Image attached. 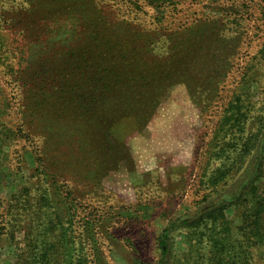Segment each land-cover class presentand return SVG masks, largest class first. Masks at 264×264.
I'll return each mask as SVG.
<instances>
[{
	"label": "rangeland",
	"instance_id": "374dc122",
	"mask_svg": "<svg viewBox=\"0 0 264 264\" xmlns=\"http://www.w3.org/2000/svg\"><path fill=\"white\" fill-rule=\"evenodd\" d=\"M263 198L264 0H0V264H264Z\"/></svg>",
	"mask_w": 264,
	"mask_h": 264
},
{
	"label": "trees",
	"instance_id": "16d2710c",
	"mask_svg": "<svg viewBox=\"0 0 264 264\" xmlns=\"http://www.w3.org/2000/svg\"><path fill=\"white\" fill-rule=\"evenodd\" d=\"M77 20L78 19H74V21H73V24H76V22H77ZM100 33V36H101V38H100V40L99 39H97L98 40V42H97V46H100V45H103V46H106L108 49H111V48H109V46L113 43V41L111 40V36H110V34H106V32L102 29V27L99 25L98 27H96V32L95 33ZM95 33L93 34V35H95ZM97 35V34H96ZM58 36H60V37H64V35H61V33H58L57 34V37ZM72 38V37H71ZM95 38V40H96V37H94ZM70 38H64V40L67 42L68 40H69ZM95 42V41H94ZM84 43H86V41L84 42ZM113 45V44H112ZM118 44H114L113 46H117ZM112 51H114L115 49H114V47H112V49H111ZM25 109H28L27 107L25 108ZM23 137H26V135H23ZM247 151V150H246ZM252 190L253 191H256V188H253L252 187ZM245 196V195H244ZM253 198H256V197H253ZM52 199V198H51ZM51 199H49V200H51ZM254 200V199H253ZM243 201H246V203H249L250 201H251V199L249 198V196H247L245 199H243L242 197H237V199L235 200V202H237V203H242ZM258 204H259V206H258V215L261 213V212H263L264 211V198L263 199H261V200H259L258 202H257ZM235 205H237L236 203H234ZM238 206V205H237ZM239 207V206H238ZM227 208H229V207H224V206H219V207H216V208H213V209H210L207 213H206V216H211V215H214V214H216V213H220V217L222 218V219H224L225 218V214H224V211H226L227 210ZM246 214V213H245ZM246 217H247V215H245ZM59 218H60V216H59ZM261 217H258V219H257V223L255 224V227H261L260 226V223L262 222L261 220ZM263 223V222H262ZM243 224H245L244 223V221H243ZM252 232V231H251ZM246 234V233H245ZM259 234H260V232H259ZM258 235V234H257ZM161 248H162V251L163 252H166V246L163 244L162 246H161ZM101 262V261H100ZM100 264H102V263H100Z\"/></svg>",
	"mask_w": 264,
	"mask_h": 264
}]
</instances>
